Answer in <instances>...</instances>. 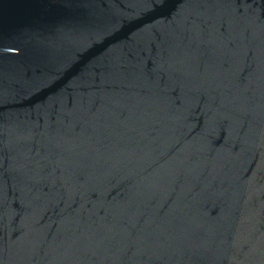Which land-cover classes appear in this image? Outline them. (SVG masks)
Wrapping results in <instances>:
<instances>
[{"label": "water", "instance_id": "1", "mask_svg": "<svg viewBox=\"0 0 264 264\" xmlns=\"http://www.w3.org/2000/svg\"><path fill=\"white\" fill-rule=\"evenodd\" d=\"M0 264H264V0H0Z\"/></svg>", "mask_w": 264, "mask_h": 264}]
</instances>
